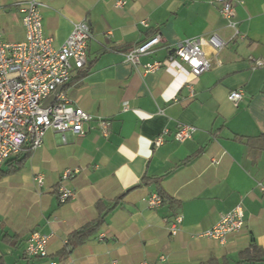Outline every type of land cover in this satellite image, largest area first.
I'll use <instances>...</instances> for the list:
<instances>
[{
	"label": "crops",
	"instance_id": "1",
	"mask_svg": "<svg viewBox=\"0 0 264 264\" xmlns=\"http://www.w3.org/2000/svg\"><path fill=\"white\" fill-rule=\"evenodd\" d=\"M21 1L0 0L4 41L25 38ZM38 1L54 47L74 22L90 25L84 69L61 89L91 119L83 134L48 129L22 169L0 176V264H235L250 242L264 249V0H237V33L216 0ZM155 33L162 41L142 63L169 59L185 38L216 33L225 45L215 55L205 47L211 66L197 78L179 61L141 72L124 52ZM232 90L242 92L236 105ZM179 124L195 127L181 142L173 137ZM67 169L77 170L63 182L73 197L61 203L56 189ZM156 179L174 201L149 208ZM122 193L90 240L59 253L69 232L96 219L98 201ZM237 205L245 224L224 244L202 234ZM175 214L182 219L172 234ZM32 232L50 235L46 257L24 254Z\"/></svg>",
	"mask_w": 264,
	"mask_h": 264
},
{
	"label": "built area",
	"instance_id": "2",
	"mask_svg": "<svg viewBox=\"0 0 264 264\" xmlns=\"http://www.w3.org/2000/svg\"><path fill=\"white\" fill-rule=\"evenodd\" d=\"M220 4V13L227 20V25L235 33V5L237 0H216ZM122 2L118 1L117 6ZM43 4L38 0H25L18 3L21 23L25 30V38L18 42L3 40L0 26V164L11 156L18 154L24 147L35 149L43 143L45 132L54 129L59 132L84 133V123L91 115L83 108L74 105L65 91L56 92L54 100L43 107V102L54 93L59 86L70 80L76 70L86 63L87 45L92 37L91 28L86 20L73 23L70 34L63 44L54 47L52 39L44 34L40 8ZM146 25L144 20H141ZM159 33L150 35L145 40L124 52V59L141 72L159 68L169 61H179L184 64L194 78L199 77L211 66L210 54L205 47L211 49V54L225 45L218 34L185 38L171 48V55L165 61L153 60L142 63L141 57L151 54L161 43ZM262 65L261 60L255 61ZM242 98L241 90H232L228 99L234 105ZM127 109V104H124ZM101 132L108 133L107 123L101 122ZM195 127L179 124L173 137L181 142L191 137ZM162 137H157L154 145H159ZM76 169H67L58 182L57 194L61 203L73 197V192L63 182ZM35 181L42 184L41 175L35 176ZM161 197L157 193L147 198L149 208L158 207ZM181 215H176L170 224L174 234L181 222ZM244 212L240 205L222 214L216 224L202 234L224 244L230 234L244 227ZM50 235L32 232L25 242L24 254L29 257L42 258L48 255ZM50 264H56L51 261ZM140 264H146L145 262Z\"/></svg>",
	"mask_w": 264,
	"mask_h": 264
},
{
	"label": "trees",
	"instance_id": "3",
	"mask_svg": "<svg viewBox=\"0 0 264 264\" xmlns=\"http://www.w3.org/2000/svg\"><path fill=\"white\" fill-rule=\"evenodd\" d=\"M84 68H80L82 70ZM32 149L29 147H24L22 151L18 154L9 157L2 164H0V176L8 175L15 173L22 169L25 165V162L29 158ZM157 183L156 193L161 197V203L167 202L168 204H172L174 201L166 192L163 190L162 186L159 183V180L156 179ZM57 192V189H56ZM125 193L117 196L113 202L109 204H105L103 201H98L96 203V209L98 211V216L96 219L89 221L67 234L64 246L59 250V253L69 254L72 252L74 248L86 243L90 240L96 232L100 229V227L105 223L106 216L108 213L120 202V200L124 197ZM176 215V214H175ZM174 215V216H175ZM7 237V236H5ZM237 261L235 264H260L264 263V249L258 246L255 242H250L245 248L240 249L237 253ZM201 264H229L228 259L223 257L218 260L216 258H212L209 261Z\"/></svg>",
	"mask_w": 264,
	"mask_h": 264
},
{
	"label": "water",
	"instance_id": "4",
	"mask_svg": "<svg viewBox=\"0 0 264 264\" xmlns=\"http://www.w3.org/2000/svg\"><path fill=\"white\" fill-rule=\"evenodd\" d=\"M62 86H59L57 88V90L54 91L53 94H51L42 104L43 107H47L53 100H54V96L56 94L57 91H59L61 89Z\"/></svg>",
	"mask_w": 264,
	"mask_h": 264
},
{
	"label": "rangeland",
	"instance_id": "5",
	"mask_svg": "<svg viewBox=\"0 0 264 264\" xmlns=\"http://www.w3.org/2000/svg\"><path fill=\"white\" fill-rule=\"evenodd\" d=\"M43 258V257H42Z\"/></svg>",
	"mask_w": 264,
	"mask_h": 264
}]
</instances>
